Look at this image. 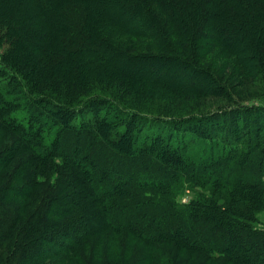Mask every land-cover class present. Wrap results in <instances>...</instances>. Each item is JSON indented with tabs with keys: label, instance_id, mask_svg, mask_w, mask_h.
Wrapping results in <instances>:
<instances>
[{
	"label": "trees",
	"instance_id": "trees-1",
	"mask_svg": "<svg viewBox=\"0 0 264 264\" xmlns=\"http://www.w3.org/2000/svg\"><path fill=\"white\" fill-rule=\"evenodd\" d=\"M58 1L1 4L12 13L0 14V264H163L156 253L166 246L231 264H264V227L256 219L264 209V108L148 115L82 95L75 78L60 82L51 73L61 49L89 63L112 62L117 74L134 80L114 62L138 56L109 41L100 31L107 25L158 40L168 54L144 60L185 68L197 95H225L229 88L199 66L218 48L237 59L232 67L240 76L264 82V0H100L107 5L102 12L98 0ZM35 8L52 25L59 19L49 16L66 15L70 39L56 38L62 45L51 50ZM10 33L30 38L28 46L2 53ZM101 45L114 52L102 55ZM250 125L255 134L245 130ZM197 183L225 200L197 195L181 203L186 187ZM245 193L250 197H239Z\"/></svg>",
	"mask_w": 264,
	"mask_h": 264
},
{
	"label": "rangeland",
	"instance_id": "rangeland-1",
	"mask_svg": "<svg viewBox=\"0 0 264 264\" xmlns=\"http://www.w3.org/2000/svg\"><path fill=\"white\" fill-rule=\"evenodd\" d=\"M28 1L35 4L34 0H11V3L14 4L19 2V5H24L25 7V4H27ZM62 1L63 0H59L57 3L63 6L64 2L62 3ZM75 1L83 5L86 4L85 0ZM11 3L10 0H0V14L4 19H8L12 11L4 12L1 4L8 7L12 5ZM103 3L104 2L102 1V4L100 5V0L97 1L96 9L98 12H102V6L105 5ZM104 7L107 8V5ZM97 15L100 16V14ZM33 16L35 21L41 24L42 32L45 33L48 47L51 50H55L56 46L62 45L56 42V38H61L64 41L70 39L71 33L70 35L67 33L68 31L70 32V27L66 24H70V22H63L67 18L66 15L57 14V16H49V19H59V21L53 23V25L47 21L48 18L44 13L40 12L39 9H33ZM60 22L63 26L65 25L64 28L66 32H63V28L58 26ZM100 31H102L103 34L105 33L106 36H109V41L116 43L119 47L124 49L123 52L125 54L135 57L138 56V58L133 59L134 61L131 60L130 63H125L120 57L114 62L121 69L129 72L134 80L125 77V75L121 74L120 70L119 74H117L113 69L112 62L103 61L89 63L85 60V56L83 57L85 59L80 60L76 55H66V53H63L62 50L59 49L60 58L57 64H53L54 68L52 67L53 70L51 73L55 78H61L60 82L63 81L62 79H67L66 75H70L68 76L69 78H75V82L77 84L79 83L78 91L79 93H82V95L97 94L95 96L99 98L110 99L119 103L121 101L120 104L122 106L134 112L148 115H158L163 113L165 114L164 116L175 119L188 118L192 115H200L201 113L213 110L234 108L236 106L235 104H241L244 107L256 106L264 108V82L261 81L260 77L251 80L246 76H240V71L235 66L232 67L233 65H236L235 61L237 62V59L233 58L231 54H228L227 51L222 48L211 50L203 56L199 60V66L212 71L220 80L225 81V84H228L229 88L225 95H216L219 93L218 90L215 94L197 95V93H194L196 92L194 88L188 87L190 85L188 82L192 79V76L185 70V68L179 67L174 63H166L164 65L158 60L152 61L149 66L147 61L144 60L148 57L160 58L161 56L168 54L164 51L162 46H158L160 45L158 40H150L140 36L133 37L123 33L121 30H117L116 28L112 29V26L107 25H101ZM19 38L20 35H18V33H10L8 41H5L4 45H1V52L4 53L10 45H13L14 48L18 47L20 49H23V46H28L30 38L29 40L25 39V41L24 39ZM172 40L174 42L176 41L174 38H172ZM178 44L179 43L176 41V45L179 49L176 45L175 49L186 58L187 54ZM101 46L103 47L101 49L105 48V50L102 51V55H105L106 52L108 55L109 52H114L109 50L108 52L106 46ZM28 56L30 58L31 54L29 53ZM32 59L33 58H31V60ZM50 65L49 63L45 64L48 71L51 69L52 65ZM148 69L151 70V73L147 72ZM158 73L160 75H158ZM147 77H159L160 82H162V80L165 82H177L180 85L179 87L183 86V88L166 89L162 84L148 82V80L151 79H146ZM139 78L145 79V83H142V79ZM207 80L208 79H206L205 82H207ZM184 83H187L188 85H184ZM42 86L46 89L49 88L47 85ZM81 90L84 92H81ZM50 92H52V90L47 91L46 93ZM58 93L63 97L68 96L63 89ZM245 130L247 133L255 134L252 125L245 128ZM3 179L0 180V184ZM225 189L231 191V189ZM212 190H214L213 187L204 186L200 183L193 186H187L184 193L179 197V200L181 203L185 204L190 202L191 199L197 195H204V198L209 202L212 198H216L220 202L225 200L220 198L218 192L217 194H213ZM246 195L249 196V193L242 195L239 194V197L247 198ZM204 219L205 217H200V220ZM256 219L257 223L261 227H264V209L257 212ZM3 242H5V239H0V244ZM237 246H241V243H237ZM156 256V262L160 261L163 264H231L222 259H210L207 255H194L191 251H183L174 246H166L158 251Z\"/></svg>",
	"mask_w": 264,
	"mask_h": 264
}]
</instances>
